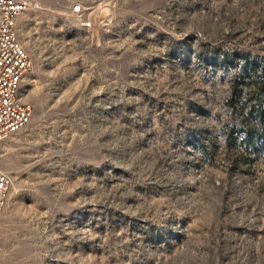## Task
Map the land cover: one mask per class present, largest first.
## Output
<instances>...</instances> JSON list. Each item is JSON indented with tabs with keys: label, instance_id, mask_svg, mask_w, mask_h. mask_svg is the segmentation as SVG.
I'll return each instance as SVG.
<instances>
[{
	"label": "rangeland",
	"instance_id": "1",
	"mask_svg": "<svg viewBox=\"0 0 264 264\" xmlns=\"http://www.w3.org/2000/svg\"><path fill=\"white\" fill-rule=\"evenodd\" d=\"M29 1L0 264H264V0Z\"/></svg>",
	"mask_w": 264,
	"mask_h": 264
},
{
	"label": "built area",
	"instance_id": "2",
	"mask_svg": "<svg viewBox=\"0 0 264 264\" xmlns=\"http://www.w3.org/2000/svg\"><path fill=\"white\" fill-rule=\"evenodd\" d=\"M29 0H0V143L32 119V108L20 93L23 78L31 69L30 57L19 40L17 20L29 7ZM76 11L80 7L75 8ZM11 177L0 161V216L6 205Z\"/></svg>",
	"mask_w": 264,
	"mask_h": 264
},
{
	"label": "trees",
	"instance_id": "3",
	"mask_svg": "<svg viewBox=\"0 0 264 264\" xmlns=\"http://www.w3.org/2000/svg\"><path fill=\"white\" fill-rule=\"evenodd\" d=\"M247 135H248V137H251V131H249Z\"/></svg>",
	"mask_w": 264,
	"mask_h": 264
}]
</instances>
